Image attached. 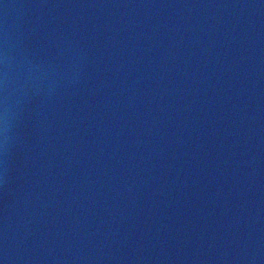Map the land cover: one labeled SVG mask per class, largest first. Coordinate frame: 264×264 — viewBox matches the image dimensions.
Here are the masks:
<instances>
[{
	"label": "water",
	"instance_id": "95a60500",
	"mask_svg": "<svg viewBox=\"0 0 264 264\" xmlns=\"http://www.w3.org/2000/svg\"><path fill=\"white\" fill-rule=\"evenodd\" d=\"M0 264H264V0H0Z\"/></svg>",
	"mask_w": 264,
	"mask_h": 264
}]
</instances>
